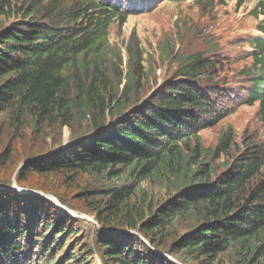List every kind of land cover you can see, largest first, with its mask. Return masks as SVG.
I'll return each mask as SVG.
<instances>
[{
    "label": "trees",
    "instance_id": "1",
    "mask_svg": "<svg viewBox=\"0 0 264 264\" xmlns=\"http://www.w3.org/2000/svg\"><path fill=\"white\" fill-rule=\"evenodd\" d=\"M129 1L0 0V264H264V140L202 139L240 104L264 122V41L241 44L255 91H225L221 61L197 53L140 101L153 65L130 44L123 71L109 43L143 13Z\"/></svg>",
    "mask_w": 264,
    "mask_h": 264
},
{
    "label": "rangeland",
    "instance_id": "2",
    "mask_svg": "<svg viewBox=\"0 0 264 264\" xmlns=\"http://www.w3.org/2000/svg\"><path fill=\"white\" fill-rule=\"evenodd\" d=\"M138 1H143L145 8L149 7L148 14L132 16L121 29L112 27L109 43L115 49L114 54L112 49L109 50L113 61H116L123 71L129 68L127 47L130 44H135L142 50L144 68L150 63L153 65L140 101L147 98L158 85L172 77L177 68L174 58L197 53L221 61L219 73L225 83V91L242 89L245 79L241 78L238 72L242 69L251 70L252 60L246 56L249 51L246 49L247 46L240 44L245 36L255 29L248 13L257 0L247 1L239 13L234 10V1L231 0H215L216 3L212 5H205L204 1L198 0ZM124 82L125 79H122L121 87ZM67 130L65 127L62 131V144L74 138H70V131ZM228 131L233 133L238 143L247 132L263 141L264 122L258 104H254L253 107L236 108L214 129L205 131L202 135L204 146L215 148L217 135ZM47 142L52 145L50 138H47ZM223 159L220 158L219 161ZM13 185L16 186V183L14 182L11 187ZM184 227L180 225L178 232H182Z\"/></svg>",
    "mask_w": 264,
    "mask_h": 264
},
{
    "label": "water",
    "instance_id": "3",
    "mask_svg": "<svg viewBox=\"0 0 264 264\" xmlns=\"http://www.w3.org/2000/svg\"><path fill=\"white\" fill-rule=\"evenodd\" d=\"M13 189H16V186H15V185H14ZM37 195H38V196H44V197H46V198H48V199L55 200L52 196H50V195H43V193H41V194L37 193Z\"/></svg>",
    "mask_w": 264,
    "mask_h": 264
},
{
    "label": "bare ground",
    "instance_id": "4",
    "mask_svg": "<svg viewBox=\"0 0 264 264\" xmlns=\"http://www.w3.org/2000/svg\"><path fill=\"white\" fill-rule=\"evenodd\" d=\"M68 131V130H67ZM143 181V180H142Z\"/></svg>",
    "mask_w": 264,
    "mask_h": 264
}]
</instances>
